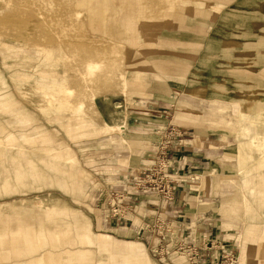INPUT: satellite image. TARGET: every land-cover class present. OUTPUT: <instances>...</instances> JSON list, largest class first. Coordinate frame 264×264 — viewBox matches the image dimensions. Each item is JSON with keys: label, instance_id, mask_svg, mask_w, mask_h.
Instances as JSON below:
<instances>
[{"label": "rangeland", "instance_id": "374dc122", "mask_svg": "<svg viewBox=\"0 0 264 264\" xmlns=\"http://www.w3.org/2000/svg\"><path fill=\"white\" fill-rule=\"evenodd\" d=\"M152 1L108 0L104 3L99 0L101 11L116 14L112 18L115 24L111 22L107 25L115 31L114 35L97 33L102 32V28L98 30L99 23L86 16L82 23L88 25L85 30L74 29V22L51 19L50 25L45 24L41 31L35 32L49 33L53 37V45L57 46L55 48L17 39L0 31V93H7L0 99V102L3 101V111L0 109V231L16 229L18 221L15 218L18 215L23 216L27 224L32 220L33 227L41 224L52 231L69 227L73 229V234L68 235V238L87 229L94 233L93 238L95 236L93 248L86 247L91 250L90 260L94 264H125L123 259L117 257L126 255L133 245H141L153 259L141 256L140 250L134 247L126 255L138 257L137 263L133 264H152V261L154 264H190L183 249L201 243L203 235L207 234L216 244L201 252L200 264H252L250 259L254 260L253 264H258L264 257V251L257 248V241L264 240V233L252 239L250 229L253 224H257L258 230L262 227L264 232V196L258 192L261 187L264 188V169H253L254 161L250 158L243 161V165L250 171V186L256 188V192L250 194L241 181L244 172L240 174L237 171L240 168L238 162L241 148L257 154L256 148L248 147L249 137L241 134V125H249L250 122H241L230 107L226 108L222 118L215 111V105H230L232 101L231 97L227 98L226 94L218 90L221 88L219 83L230 80V66L222 59L227 53L225 42L233 41L243 47L247 41H259L264 31L254 25V19L264 25V0H176L172 7L167 2ZM11 3H21L24 10L31 13L33 10L35 14L39 9L48 7L45 0H0V7ZM216 7L219 13L213 19L212 13ZM5 8L10 9L8 6ZM57 8L56 4L49 18L56 16ZM125 28H129V32L127 30L126 34H120ZM65 31H72V34L69 32L68 35ZM30 37L33 42H48L33 34ZM193 41L197 42L194 44L198 47L196 52L188 54V59L178 58L175 52L190 48ZM59 43L72 44L60 49ZM153 47L160 49L157 54L165 51V114L168 115L170 125L165 137L169 142L168 149L170 152L177 149L169 135L172 129L175 130L173 137H176V132L182 129L179 126H193L176 121L178 108L190 107L198 114L197 118L206 123L202 128L195 126L197 134L208 137L206 144L201 147V165L195 172L186 171L184 179L178 178L180 180L177 179L180 176L168 170L166 165L165 173L171 174L176 180L174 194L176 189L183 187L185 199L182 204L167 207L165 211H158L154 215L140 210L141 219L155 218L152 224L145 226L142 220L136 219L125 226L107 220L109 224L103 226L105 220L98 212L106 201L107 188H117L123 184L118 176L123 177L124 173H115L120 159L136 149L140 152L146 147L141 138L147 132L138 131L137 141L132 140L138 142V147L134 149L126 127H130L131 110L136 106H145L151 96L140 80L143 81L145 74L151 73L157 66L154 61L157 54L151 55L154 54ZM43 57L46 60L42 61ZM141 57L146 62L144 67L138 64ZM87 59L97 61L94 63L95 69L83 62ZM42 62H50L53 66H43ZM38 65L41 69L34 71ZM50 69L57 71L58 78L64 76L66 82L62 86L53 84L52 89H43L39 84L42 70ZM84 72L87 77L85 82L81 78ZM124 79L129 84L133 83L132 80L137 81L125 90ZM45 89L51 91V95L57 93L54 105L67 104L64 97L73 106L82 100L85 111L83 115L90 123L86 121L82 127L75 129L64 124L70 114L69 110L64 113L54 109L47 111L48 106L53 104L48 100L50 94L43 95ZM81 89L83 94H80ZM4 100H10V103ZM105 123L123 126L122 132L98 131L99 125ZM261 127L259 124L254 126L259 129ZM195 129L186 130L194 132ZM9 135L15 138L8 140ZM122 135L129 145L121 142ZM244 142L247 147L240 145ZM66 145L73 149L75 164L61 160L60 166L68 169L73 176L52 166L51 161L56 158L45 151L46 148L58 149ZM212 169L214 173L210 178H213L214 184L209 190L205 187V179ZM35 175L41 178L36 179ZM245 190L253 201L254 209L250 212L245 211L241 201L242 191ZM21 199H26L23 204L20 203ZM17 202L20 204L17 205ZM49 208L59 211L54 217L48 218ZM137 227L140 232L135 234ZM8 234L11 238L12 234ZM106 235H111L115 241L113 253L109 249L112 247L110 236ZM245 242L253 243L251 251L247 253V260L241 262V244ZM60 244L52 241L41 247L40 251L15 257L13 254V258L0 262L28 263L48 250L57 259V254L64 250L77 251L81 247L79 244ZM111 254L115 255L116 260L110 258ZM69 257L77 256L73 254Z\"/></svg>", "mask_w": 264, "mask_h": 264}, {"label": "bare ground", "instance_id": "6f19581e", "mask_svg": "<svg viewBox=\"0 0 264 264\" xmlns=\"http://www.w3.org/2000/svg\"><path fill=\"white\" fill-rule=\"evenodd\" d=\"M45 1L47 2L48 7L46 9H42V8L39 9L38 13H36V14L33 12V10H32V13L24 10L21 3L20 4H14V3L12 4L11 3L8 5L7 4L2 5L0 7V31L3 33H6L7 35L14 36L17 39H23V40H26V41L31 42V43H36L37 45H43V46H48L50 48L51 47L55 48L57 46L53 45V43L51 41L53 37H51L49 33H44V32L36 33L35 31H41L40 29L45 24L49 23V25H50L51 19H56V20L63 21L66 23L67 22L68 23L74 22V25H73L74 29L85 30L88 25L84 26V24L82 25V23L85 22L84 16H86L87 19L88 18H89V20L95 19V20H97L96 22L99 23L100 27L98 28V30H101V28H102V32H97V33H106L107 35H112V34L114 35V33H115V31L110 26H107V25H108V23L111 24V22L113 24H115V21H113L112 18L116 14L114 12L108 13L106 11L104 12V10L101 11V9H100L101 6L98 5L99 0H45ZM107 1L108 0H102V2H104V3ZM158 1L161 3L167 2L169 4L168 5L169 7L174 6L176 3L175 2L176 0H158ZM138 2H139V0H138ZM148 2H149V0H148ZM156 2L157 1L154 0L153 3H156ZM149 3H147V4H149ZM56 4L58 7L56 10L57 14L55 17L49 18V14L53 10V8ZM182 4H184V3H182ZM7 6L10 9L7 10L5 8ZM114 6H116V5H114ZM6 10H7V12H4ZM218 13H219V8L216 7V9L212 13V18L214 19ZM151 17H154V16H151ZM31 21H34L35 23L31 24ZM76 23L81 24V26L79 27ZM254 25L257 28H258V26H260V29L262 31H264V25H263V23L260 22V20L254 19ZM128 29L125 28L123 32L120 31V34H122V33L126 34ZM32 30H33V33H32ZM65 32H67L68 35H69V32H71V34H72V31H69V32L65 31ZM128 32H129V30H128ZM31 34H33L34 36H40L41 39L43 38L45 40H48V42H46V43H43V42L38 43L37 41L33 42L32 38L30 37ZM155 40L157 41L158 39L156 38ZM195 43L197 44L196 41L195 42L193 41L192 46L190 48H187V49L182 50V51H176L175 54H177L178 58H180L181 60H182V58L188 59L187 55L190 53L196 52V50L198 48L197 46L194 45ZM70 44H72V43H70ZM70 44L64 45V44L59 43L58 47L61 49L64 46L66 47V45L68 46ZM74 44H76V43H74ZM77 44H81V43L78 42ZM3 45H5V44H3ZM170 45H172V44H170ZM225 45L227 47V49H226L227 53L225 54L226 56L223 57L222 59L225 60L227 65L230 66V68H228L230 71V80H228V78H223L222 80H228V81L219 83L218 86L221 88L218 90L222 94H226L227 98L231 97L232 101H231L230 105H221V104L217 103L215 105V111L220 114V117L224 118L225 111H227L226 108L230 107V109L232 108L234 110V113L238 116V118L241 120V122H243V120H248L250 122L249 125H246V124L241 125V134H242V136H248L249 137L248 147H250V149L256 148L257 154L254 155L253 152H250L248 150L246 151L245 149L243 150V148H241L239 151V162H238V166L240 168L237 171H240V174H243V172H244V175L241 177L243 187L246 186L248 188V192L250 194H254V192H256V188L250 186V184H252V182L249 180V176H248L250 171L247 170V167H245L243 165V161L246 160L247 158H250L254 161L253 169H255V170L264 169V129H263L264 128V33H262L260 35L259 41L256 43H250V41H247L246 44L243 47H241L236 42L227 41V42H225ZM76 47H78V45ZM114 47L116 48V45ZM75 48H74V50H75ZM152 50H153L154 54H151V55H156L160 49L158 50L157 48L153 47ZM93 51H94V49H93ZM96 51H97V48H96ZM67 57H68V55H67ZM152 59L154 60V57H152ZM44 60H46V59L43 57L42 61H44ZM82 60L83 59H81V61ZM181 60H180V62L183 63V61H181ZM154 61H156V60H154ZM83 62L85 64H87V66H89L90 68L95 69L94 63L97 61H94L92 59H87V60H84ZM83 62L82 63L80 62V63L83 64ZM38 63H40V62H38ZM138 64H140L141 67H144L146 65L145 59L143 57H141L140 60H138ZM42 65L48 66V67L53 66V64L50 62H42ZM78 67H79V70H81L80 69L81 66L79 65ZM38 69H41V68H39V65L36 67V70L34 69V71H38ZM198 70H202V69H198ZM46 71H48V72H46ZM45 72L47 74H44ZM26 77L28 78V75ZM122 77H123V75H122ZM81 78L84 82L87 80V77L85 76V72L83 73ZM36 79H38V78H36ZM40 80L41 81L39 84L43 87V89L47 88V87L50 89L53 84H57L58 86H62L66 82V78L64 76L58 78L57 77V71H52L51 69L45 70V71L42 70ZM128 82L129 81H127V79H124L123 88L125 90L130 86V84ZM81 87H82V85H81ZM214 87H216V84L214 85ZM216 91H217V89L215 90V92ZM42 93L44 96H46V95L48 96L50 94V96H48L49 97L48 100H50L51 104H53V105L48 106L47 111L50 112L52 109H54V111H56V112L64 113L65 111L69 110L68 112H70V114H68L67 120H64V124H69V126L72 129H75V127L80 128L83 126L84 122H86V121L89 122L86 119V117L83 115V113L85 111L83 109V101L82 100L79 101L75 106H73L72 104L69 103V100L64 97V100H67L69 104L65 103L63 105V104L59 103V104L54 105V97H56L57 93L51 95V91H46V89H45V91L43 90ZM5 94H7V93L1 92L0 93V99H3V96ZM80 94H83L82 89L80 90ZM40 97H41V95H40ZM92 97H93V95H92ZM4 102L10 103V100L9 101L4 100ZM212 102H213V100H212ZM1 105H3V101L0 102V109H1V111H3ZM46 109H47V107L45 109L43 108V110H46ZM176 115H177L176 121H180L181 123H183V125H193V126H197L199 128L206 126V123L200 121L196 116L198 114L194 110L190 109V107L189 108L179 107ZM124 121L126 123L125 119H124ZM213 124H216V122ZM258 124L261 125L262 127L260 129L254 128V126H257ZM217 125L223 127V125H221V124L220 125L217 124ZM121 127H123V126L117 127V126L108 125L105 123L104 125H99L98 131L101 129H104L106 132H113V131L117 132V130H118V132H120V131L122 132ZM0 130H1V128H0ZM14 138H15L14 135L8 136V140H13ZM121 141L127 143V139H126V137H124V135L121 136ZM240 145H243V146L245 145L247 147L245 142L241 143ZM72 150L73 149L71 147H69L68 145H66L64 148H58V149L46 148L45 149L46 153L49 152V154L51 156H53V158H56L55 161H51V165L57 166L58 170H60L61 172L65 173V174H68V176H73V175L69 174L68 169H65L63 167L61 168L60 164H62L61 160L70 161L72 164H75L74 161L76 158H75ZM41 162H42V160H41ZM72 167H75V165ZM215 171H217V170H215ZM212 173H214V169H212V171L209 172V174L207 175V178L205 179V187L209 190H211V188L213 187V184H214L213 178L212 177L210 178V176H212ZM34 178L40 179L41 177H40V175H35ZM231 180H232V182L234 181L233 179H231ZM220 184H221V182H220ZM242 192H243L242 198H241L242 204L245 207L244 208L245 211L250 212L254 209V208H252L253 201H252V199H250L248 197L246 190L242 191ZM258 192L260 194H262L261 196H264V188L261 187L258 190ZM224 199H226L225 196H224ZM25 200L26 199H21L20 203L23 204V202ZM36 202H37V200H36ZM20 203H18L17 205H19ZM38 203H39V200H38ZM58 211L59 210L56 208H49L47 211L48 218L54 217ZM3 216H4V214H3ZM15 219H17V221H18V225L16 224L17 222L15 223L18 226V227H16V229H14V230L10 229V231H6L3 229L0 231V260L3 261V259H10V258L15 257V255L21 256V255H24L25 253L28 254V253L35 252V251H40L41 247H43L46 243L51 244V242L54 241L56 243H62L60 245H64V243H66V245L72 244V246H74V244L75 245L79 244V245H81V247L78 248L77 251H75V250L69 251L68 249H66V251L64 250L62 253H59L60 252L59 251V252H57L59 254L55 253L59 256L57 259L54 258V255H53L54 253L52 254V252L48 250V251H44L42 253V256H40L39 258H37L35 260H30V262H28V263L15 261L12 264H94L90 260V256L92 254L91 250H89L87 248L88 247L93 248V246L95 245V236L93 238L94 233L92 234L89 230L86 229V231H84L82 233H77V234L73 235L71 238H68L67 237L68 235L70 236L73 234V231H72L73 229L71 230L69 227H67L61 231H52L49 229H45V227H43V225H41V224L33 227L32 226L33 224H31L32 220L30 221V223L27 224L26 219H24V217L21 215L16 216ZM258 227L259 226L257 224H253V226L251 227V229H250L251 234L250 235H251V237H253L252 239H255L260 233H264L262 231L263 228L261 227L260 230H258ZM6 228H7V223H6ZM8 232H10V234H12L11 238L9 237L10 235L8 234ZM240 237H242V236H240ZM239 240H240V238H239ZM239 242L241 243V241H239ZM252 243L253 242H249V243L245 242V243L241 244V256L239 255L241 262H244L245 260H247V253L249 251H251V244ZM90 244H92V245H90ZM5 245H6V247H5ZM68 246H71V245H68ZM257 248L259 250L261 248V251H264V240L257 241ZM73 251H75V252L73 253ZM13 254H14V256H13ZM73 254H75L77 257L76 258L69 257L70 255H73ZM110 258L112 259V254L110 255ZM99 260H101V259H99ZM250 261H252V264L254 263V260L250 259ZM124 262H125V264H131V263L136 262V259L135 258H126V259H124ZM153 263H154V261H152V264ZM0 264H3V263L0 262ZM4 264H6V263H4ZM258 264H264V257L259 261Z\"/></svg>", "mask_w": 264, "mask_h": 264}, {"label": "crops", "instance_id": "0c3cea01", "mask_svg": "<svg viewBox=\"0 0 264 264\" xmlns=\"http://www.w3.org/2000/svg\"><path fill=\"white\" fill-rule=\"evenodd\" d=\"M157 63L156 68L151 73H146V78L140 80L144 88L151 94L149 100L146 102L145 106H136L133 108L130 112L129 117V124L126 127V130H128L129 134V140H136L138 139L139 132L138 131H145L147 134L143 135L141 139H143L145 143V148H142V150L131 152L130 154H126V157L123 159H120L119 166L115 170V173H126L130 170H137L142 168L144 165L154 162V157L157 155V152L161 148V144L165 145L166 141V133L167 129L169 128L168 124V115L165 114V51L163 53H159L155 57ZM169 78V77H168ZM133 83L130 84L131 86L135 83L137 80H132ZM180 132L177 130V136L172 137L175 146L177 149H175L174 152H170L169 150L166 152V156H164L162 163L167 165V169L174 171V174L180 179H184V173L186 171L189 172V170H192V172H195L196 168H199L201 165V154H202V145H205L207 142L208 137H204L201 134H197L196 127L195 126H179ZM187 128H194V132L186 130ZM136 130V131H135ZM134 138V139H133ZM122 143H125L121 141ZM128 140H127V143ZM133 148L138 147V142L132 141L131 142ZM149 149V150H148ZM129 169V170H127ZM117 171V172H116ZM178 174V175H177ZM119 180L123 182V177L120 175L118 176ZM178 179V180H180ZM122 185L119 184L117 188L121 187ZM178 188V187H177ZM183 187H179L175 190V199L172 202H169L167 200H159L158 196L153 193H143L139 196L137 199L136 205H137V217H133V221L136 219L141 220L140 210H146L149 211L151 215L157 214L158 211H165L167 207H175L178 203H183L185 197L184 192L185 189H182ZM110 189V187H109ZM107 188V190H109ZM106 191V190H105ZM184 208V207H183ZM181 211H184V209H181ZM150 215V216H151ZM103 226H107L109 223L107 221H104ZM139 229L136 228L135 234H138ZM110 236L111 245L109 249H111L112 253L114 252L113 246L115 245V241ZM98 239H101L98 237ZM103 239V238H102ZM98 245H100L98 243ZM97 246V245H96ZM137 247V250H140L141 256H148L146 253V250L141 245H133L130 246L129 252L132 251L133 248ZM128 252V253H129ZM127 253V254H128ZM117 254V253H116ZM126 254V255H127ZM119 255V254H118ZM126 255H119L117 258L126 259V258H135L137 263L138 257L136 256H126ZM126 256V257H124ZM112 258L115 259V255H112ZM151 260H153L151 257H149ZM133 264V263H131ZM154 264V263H153Z\"/></svg>", "mask_w": 264, "mask_h": 264}, {"label": "built area", "instance_id": "2783aa9c", "mask_svg": "<svg viewBox=\"0 0 264 264\" xmlns=\"http://www.w3.org/2000/svg\"><path fill=\"white\" fill-rule=\"evenodd\" d=\"M175 134V130L170 131V138ZM169 142L161 144L160 150L154 157V162L144 165L137 170H130L123 175V184L119 188H110L106 193V201L99 209L98 215L105 221H114L118 224L130 225L133 217H137V199L143 193H153L159 200L174 201V183L176 180L171 174L165 173L166 164L163 158L166 156ZM145 226L155 222V218L146 217L141 219ZM142 229V227H141ZM140 231V229H139ZM216 241L210 239L207 234L203 235L201 243L183 249L190 264H200L201 252L211 249Z\"/></svg>", "mask_w": 264, "mask_h": 264}]
</instances>
